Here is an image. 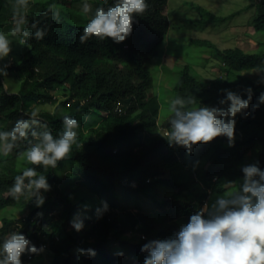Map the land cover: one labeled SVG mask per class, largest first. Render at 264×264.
I'll use <instances>...</instances> for the list:
<instances>
[{
	"label": "trees",
	"instance_id": "trees-1",
	"mask_svg": "<svg viewBox=\"0 0 264 264\" xmlns=\"http://www.w3.org/2000/svg\"><path fill=\"white\" fill-rule=\"evenodd\" d=\"M79 2L27 0L25 8L23 0H0V28L8 19L15 23L21 19L24 31L19 34L28 43L18 53L17 62L9 63L8 59L6 73L0 74V129L6 120L12 126L40 102L57 103L53 111L40 112L54 134L61 129L66 114L81 125L79 148L74 146L56 168L46 169L51 188L44 194L42 206L25 197L14 199L9 190L23 166L19 165L20 156L34 138L26 137L0 158V239L20 230L37 247L45 243L52 256L45 264H144L147 253L141 246L147 240L171 237L205 203L211 205L218 195L237 188L243 165L259 162L264 168V103L258 100L264 93V75L246 76L245 82L238 79L241 73L264 68V50L219 48L209 40L194 39L214 49L212 54L222 61L224 72L212 81L203 80L186 63L180 68L173 97L191 93L200 104L221 106V90L240 92L246 98L244 89L249 86L253 96L248 115L236 116L234 144L229 146L224 136L198 142L193 147L206 145L204 155L209 165H198L200 169L193 170L189 181H181L172 176V165L181 164L180 158L188 151L178 146V153L162 135L161 101L154 93L153 66L161 62L160 47L170 28L164 11L168 0H147L148 7L133 23L132 33L120 43L95 37L81 43L79 36L89 16L73 6ZM196 7L200 22L226 18ZM33 25L45 28L47 34L42 39L31 36L36 30ZM250 25L264 33V0L257 4ZM8 73L13 74L11 80ZM150 88L153 94L148 97ZM119 101L123 112L115 109ZM163 124L168 126V120ZM141 130L148 132L146 139ZM160 184L173 189L168 197H159ZM196 186L203 192L199 200V191L193 195ZM140 193L144 201L133 197ZM148 200L154 205L151 210L144 204ZM102 201L107 202L108 210L97 218L96 209ZM158 208L170 217L154 214ZM18 209L22 214L16 218L13 214ZM77 213L84 220L80 231L70 223ZM130 231L136 236L130 237ZM90 248L95 255L78 251ZM41 253L23 254V264L37 256L43 261Z\"/></svg>",
	"mask_w": 264,
	"mask_h": 264
},
{
	"label": "clouds",
	"instance_id": "clouds-1",
	"mask_svg": "<svg viewBox=\"0 0 264 264\" xmlns=\"http://www.w3.org/2000/svg\"><path fill=\"white\" fill-rule=\"evenodd\" d=\"M22 5L26 8L27 0ZM147 7V0H112L110 4L105 0L95 6L83 0L80 8L89 19L79 36L80 42L92 37L123 42ZM33 27L36 30L30 35L36 39L47 34L45 28ZM16 30L24 31L21 27ZM10 52L8 36L0 32V60ZM6 68L7 65L0 67V74H5ZM221 91V106L200 104L191 93L177 94L169 100L168 126L159 122V127L170 146L191 152L198 142H209L217 136L226 137L229 146L234 144L236 116L248 115L253 90L250 86L244 89L246 98L230 89ZM258 100L264 103V93ZM115 109L123 112V103L117 102ZM80 127L77 118L66 114L61 129L54 134L41 119L39 109H33L16 119L10 128L0 129V158L9 155L26 137L34 138L23 151L24 164L9 189L14 199L25 197L37 207L44 204V194L51 188L46 169L56 168L74 146L79 148ZM241 171L243 176L237 188L218 195L211 205L205 203L171 237L147 240L141 246V251L147 253L144 264H264V168L255 162L243 165ZM107 210V202L102 201L96 209L97 218ZM70 223L76 231L84 227L79 213L74 214ZM27 237L14 230L0 239V264H23V254L40 253L46 248L44 243L37 247ZM78 251L95 255L91 248Z\"/></svg>",
	"mask_w": 264,
	"mask_h": 264
},
{
	"label": "rangeland",
	"instance_id": "rangeland-1",
	"mask_svg": "<svg viewBox=\"0 0 264 264\" xmlns=\"http://www.w3.org/2000/svg\"><path fill=\"white\" fill-rule=\"evenodd\" d=\"M82 2L83 0H80L79 3L73 6L80 8ZM89 2L94 6L102 4L100 0H89ZM257 4L258 2L256 0H168L164 11L168 14L170 28L165 43L160 47L161 62L153 66L155 70L154 93H157L161 101V110L159 114V122L161 124L166 122L170 115L169 100L173 97V88L178 79L180 68L184 64H190L192 72L203 80L212 81L216 75L224 72L222 61H220L216 55L212 54L214 49L204 44H199L194 41V39L209 40L219 48L239 46L248 52L264 50V33L255 31L250 25L253 16L257 12ZM199 5L209 9L216 15L226 18L221 21L210 20L209 22H200L197 19L200 18L201 15L196 7ZM80 12L84 14L82 11ZM10 21L11 20L8 19L7 24L0 28V32L8 36L11 47V52L0 60V67L7 65L8 59L9 63H16L19 58L18 53H21L20 50L28 46V43L20 36L22 32L16 30L17 27L23 28L21 19H17L16 23ZM261 74L264 75V71H247L241 73L238 79L241 78V80L245 82V80H243L244 77H257ZM7 78L11 80L13 74L8 73ZM56 94L58 95V92ZM152 94L153 88H150L148 90V97ZM56 105L57 103L40 102L34 106V109H39L40 112L53 111ZM4 123L5 127L3 129L11 127V125H8L7 120ZM140 132L143 139H146L149 135L145 130H141ZM205 146L206 145H198L197 147H193L191 152L188 151L185 157L182 156L180 158L181 164H173L172 176L181 181H189L193 170L200 169L198 165L205 162L204 166L207 167L209 162L205 160L204 154L207 150ZM175 149L180 153L178 146L175 147ZM191 163L195 165L191 166ZM23 164V155H21L19 165ZM36 167L38 168L39 166ZM162 185L163 184H160L158 187L160 190L159 197L166 198L173 189ZM196 192L198 193L197 200L203 197L202 189H198L197 186L194 188V194H192L195 195ZM143 196L144 194L140 193L139 196L134 195L133 197H138L139 200L144 201L145 198L143 199ZM150 200L152 201V199ZM150 200L146 201L144 204L146 208L150 206L148 209L151 210L154 208V205ZM155 212L154 214L160 212L161 218L170 217V214L164 212L162 208L156 209ZM21 214L22 210L18 209L13 216L17 218L21 216ZM14 224H12V227ZM129 235L130 237L136 236L134 231H130ZM43 254V261L40 256H37L34 260L30 261L29 264H45L52 259V256H49V249L45 248L40 255Z\"/></svg>",
	"mask_w": 264,
	"mask_h": 264
},
{
	"label": "built area",
	"instance_id": "built-area-1",
	"mask_svg": "<svg viewBox=\"0 0 264 264\" xmlns=\"http://www.w3.org/2000/svg\"><path fill=\"white\" fill-rule=\"evenodd\" d=\"M27 238H29L31 241H32V239L30 238V237H27ZM46 244L44 243V246H45ZM29 257H32V255H29Z\"/></svg>",
	"mask_w": 264,
	"mask_h": 264
}]
</instances>
